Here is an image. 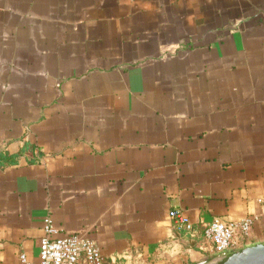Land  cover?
Instances as JSON below:
<instances>
[{
  "label": "crops",
  "instance_id": "1",
  "mask_svg": "<svg viewBox=\"0 0 264 264\" xmlns=\"http://www.w3.org/2000/svg\"><path fill=\"white\" fill-rule=\"evenodd\" d=\"M260 198L264 0H0V264L47 219L104 264H220L204 226L264 243Z\"/></svg>",
  "mask_w": 264,
  "mask_h": 264
},
{
  "label": "built area",
  "instance_id": "2",
  "mask_svg": "<svg viewBox=\"0 0 264 264\" xmlns=\"http://www.w3.org/2000/svg\"><path fill=\"white\" fill-rule=\"evenodd\" d=\"M259 202L264 206V198ZM169 217L179 230H193L188 217L181 211L173 209ZM254 222L255 218L249 216L238 221L214 219L203 228L204 243L216 254L239 252L244 247L243 243L248 241ZM55 232L50 219H47L40 238L38 261H31L21 254V264H104V257L91 238L79 234L55 237Z\"/></svg>",
  "mask_w": 264,
  "mask_h": 264
},
{
  "label": "water",
  "instance_id": "3",
  "mask_svg": "<svg viewBox=\"0 0 264 264\" xmlns=\"http://www.w3.org/2000/svg\"><path fill=\"white\" fill-rule=\"evenodd\" d=\"M220 264H264V243L247 246Z\"/></svg>",
  "mask_w": 264,
  "mask_h": 264
}]
</instances>
